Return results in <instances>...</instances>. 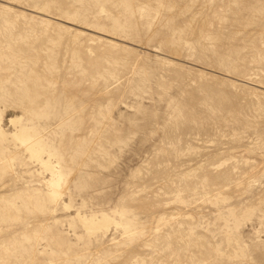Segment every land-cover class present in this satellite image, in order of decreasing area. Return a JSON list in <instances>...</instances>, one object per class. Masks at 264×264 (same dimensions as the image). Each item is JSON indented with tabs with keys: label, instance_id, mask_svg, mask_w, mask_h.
Instances as JSON below:
<instances>
[{
	"label": "rangeland",
	"instance_id": "1",
	"mask_svg": "<svg viewBox=\"0 0 264 264\" xmlns=\"http://www.w3.org/2000/svg\"><path fill=\"white\" fill-rule=\"evenodd\" d=\"M0 264H264V0H0Z\"/></svg>",
	"mask_w": 264,
	"mask_h": 264
},
{
	"label": "bare ground",
	"instance_id": "2",
	"mask_svg": "<svg viewBox=\"0 0 264 264\" xmlns=\"http://www.w3.org/2000/svg\"><path fill=\"white\" fill-rule=\"evenodd\" d=\"M53 190H54V188H53ZM62 192H64V191H60V194H61Z\"/></svg>",
	"mask_w": 264,
	"mask_h": 264
}]
</instances>
